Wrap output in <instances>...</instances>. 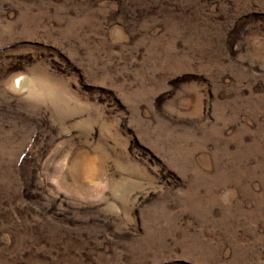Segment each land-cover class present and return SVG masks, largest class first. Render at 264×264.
<instances>
[{
	"label": "rangeland",
	"instance_id": "374dc122",
	"mask_svg": "<svg viewBox=\"0 0 264 264\" xmlns=\"http://www.w3.org/2000/svg\"><path fill=\"white\" fill-rule=\"evenodd\" d=\"M0 264H264V0H0Z\"/></svg>",
	"mask_w": 264,
	"mask_h": 264
},
{
	"label": "bare ground",
	"instance_id": "6f19581e",
	"mask_svg": "<svg viewBox=\"0 0 264 264\" xmlns=\"http://www.w3.org/2000/svg\"><path fill=\"white\" fill-rule=\"evenodd\" d=\"M15 84H16L17 86H19V85H20L19 80H16ZM17 88H18V87H17Z\"/></svg>",
	"mask_w": 264,
	"mask_h": 264
}]
</instances>
